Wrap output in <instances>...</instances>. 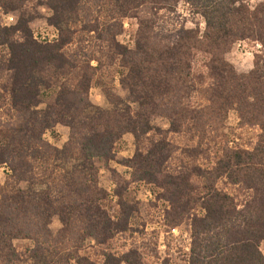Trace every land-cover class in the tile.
Masks as SVG:
<instances>
[{
  "label": "trees",
  "instance_id": "trees-1",
  "mask_svg": "<svg viewBox=\"0 0 264 264\" xmlns=\"http://www.w3.org/2000/svg\"><path fill=\"white\" fill-rule=\"evenodd\" d=\"M103 0H0L2 16L19 12L17 22H0V76L11 87L0 94V167H7L26 181L44 166L56 148L45 135L60 123L69 128L64 148L86 161H115L118 145L126 135L134 139V154L120 165L129 170L114 190L117 216L105 207L109 194L97 177L77 174L69 185L50 188L37 202L21 195L11 199L0 193V236L28 240L34 256L53 251L54 238L43 207L72 211L66 232H83L97 248L128 233L130 218L139 212L128 205L122 192L134 183L155 186L159 199L169 206L166 225L177 229L190 225L188 264H264V62L256 54L248 74H238L225 57L238 42L264 47V3L251 10L242 0H157L167 12L176 13L180 2L196 10L204 31L154 28L157 12L134 14L138 22L134 49L119 44L122 23L96 24L92 12ZM52 15L49 26L68 17L84 18L83 30L104 45L121 69L120 85L135 97L138 109L111 113L89 122L92 77L79 70L78 60L64 53L67 35L53 42H38L30 24L40 18L38 8ZM148 11V10H147ZM32 74L54 76L58 85L40 95L26 83ZM71 76V78L69 77ZM70 82L63 83V79ZM44 99L46 109H39ZM236 111L241 130L258 129L251 149L230 148L222 130L230 111ZM155 119L169 124L167 130L153 125ZM171 137L192 140L182 147ZM212 153L214 162L199 164ZM221 184L232 189L231 193ZM201 211V215L198 211ZM139 247L116 254L105 249L91 264H143ZM6 256V257H5ZM0 256L3 264L17 254Z\"/></svg>",
  "mask_w": 264,
  "mask_h": 264
},
{
  "label": "rangeland",
  "instance_id": "rangeland-1",
  "mask_svg": "<svg viewBox=\"0 0 264 264\" xmlns=\"http://www.w3.org/2000/svg\"><path fill=\"white\" fill-rule=\"evenodd\" d=\"M242 1L251 10L264 3V0ZM157 8H164L157 0H103L97 9L89 8L92 12L90 21L97 22L96 24L122 23V33L116 40L131 50L135 47L138 30V22L134 14L139 12L142 14L145 11L157 12L154 28L158 30H177L180 26L193 30L198 25L203 33L204 22L196 15V10L184 4L183 1L178 5L175 14H169L163 9L155 11ZM37 11L40 18L30 24L34 38L38 42H45L46 40H42V37L51 34L52 31H56L57 36L65 33L68 41L64 53L73 60H78L79 70L92 77L89 91L91 106L84 113L89 122L114 112L124 113L138 109L135 97L120 85L121 69L110 59L104 45L97 43L95 36L83 30L84 18L71 16L52 27L47 23L52 13L44 7L38 8ZM18 17L19 12L12 13L2 16L0 22L3 26H12L17 22ZM2 52L4 50L0 49V53ZM256 54L262 56L264 62V47L259 43L244 41L236 43L225 59L238 74H248L253 69ZM56 80L57 78L51 75L32 74L26 86L35 89L40 95H45L58 85ZM61 82L67 83L70 80L66 77ZM6 85L5 77L0 76V94L3 96H8L12 89L9 86L5 88ZM46 106L42 99L38 108L44 110ZM6 108L5 103L1 104L2 116ZM153 125L162 130L169 128V124L163 119H155ZM221 133L228 141L230 148L251 149L260 131L258 129L241 130L238 115L232 110L228 114ZM68 136L69 128L62 123L58 124L53 132L45 135V139L56 148V152L44 166L34 171V180L26 181L7 167H0V193L11 199H17L23 195L33 197L40 202L49 189L56 187L57 183L69 185L77 174H84L87 177H97L99 187L110 196L105 207L112 216H117L119 209L115 207L117 199L114 196V190L118 185L119 187L122 185L119 177L124 181L130 180L129 170L122 167L120 163L133 156L135 150L133 137L126 135L118 145L115 161L106 163L99 159L86 161L76 152L66 151L64 146ZM171 140L182 147L192 144L190 137H171ZM199 160L201 166H209L214 162V156L208 152ZM221 188L228 193L232 192V189L225 187L224 184H221ZM160 194L161 191L157 187L142 183L131 184L122 192L123 201L138 207L139 212L130 218L128 233L116 237L102 248H97L93 240L86 239L83 232L74 238L69 233L67 235L64 222L72 216V211L63 213L60 209L44 206L43 211L49 218V227L54 238L61 239L56 248L45 255L34 256L27 252L33 248L30 241L16 236H0V256L6 254L19 256L17 260L9 264H91L93 261L98 263V256L104 249L107 252L123 254L135 244L140 249L143 264H188L191 244L190 225L183 223L177 229H170L166 225V211L170 208L166 202L158 198ZM197 211L199 215L202 214L200 210ZM261 249L264 253V246Z\"/></svg>",
  "mask_w": 264,
  "mask_h": 264
},
{
  "label": "built area",
  "instance_id": "built-area-1",
  "mask_svg": "<svg viewBox=\"0 0 264 264\" xmlns=\"http://www.w3.org/2000/svg\"><path fill=\"white\" fill-rule=\"evenodd\" d=\"M58 38L57 36V32L56 31H52L51 34H46L44 37H42V40H46L49 42L55 41Z\"/></svg>",
  "mask_w": 264,
  "mask_h": 264
}]
</instances>
